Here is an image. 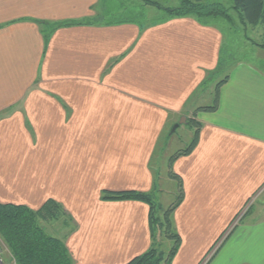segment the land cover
<instances>
[{
  "label": "crops",
  "instance_id": "crops-1",
  "mask_svg": "<svg viewBox=\"0 0 264 264\" xmlns=\"http://www.w3.org/2000/svg\"><path fill=\"white\" fill-rule=\"evenodd\" d=\"M105 9L101 0H0V203L37 210L53 200L75 225L57 223L53 235L73 264H125L150 248L148 206L100 194L149 192L163 128L184 117L198 137L190 154L168 159L182 191L171 264H264V208L245 210L264 195V71L240 61L211 89L217 24L102 22ZM36 21L75 25L50 34Z\"/></svg>",
  "mask_w": 264,
  "mask_h": 264
},
{
  "label": "trees",
  "instance_id": "trees-1",
  "mask_svg": "<svg viewBox=\"0 0 264 264\" xmlns=\"http://www.w3.org/2000/svg\"><path fill=\"white\" fill-rule=\"evenodd\" d=\"M143 1L146 5H153L162 10L165 14V20L193 17L201 25L216 24L221 20L230 24L229 11H233L240 26L252 28L259 26L261 28L260 41L255 42L254 45L264 51V0H232L230 8H225L219 3H210L209 0H180L179 4L173 8L161 7L156 1ZM36 22L40 26H50V34L57 28L75 25L73 22L55 25H49L42 21ZM48 37V34H45V42H47ZM221 51L222 48L220 49V55ZM221 59L220 57L218 66L211 73V77L222 71L224 62ZM225 79L226 77L219 81L216 86L223 83ZM188 123L194 125V127L198 126L192 120L186 119L185 124ZM197 137V130H195L189 146L172 156L169 164L178 156L190 154ZM170 176L175 180L178 178L173 174ZM155 187L154 179L152 189L149 192L136 190L112 192L104 190L100 194V200L102 201H136L148 206L150 248L125 264H171L180 245V237L174 231L172 216L174 209L182 199L180 181L177 180V200L166 210L154 200ZM50 222H60L62 227L67 228L68 226L70 231L75 228L72 218L63 211L60 204L53 200H47L37 210H32L24 205L0 203V240L9 253V261L13 262L11 264H73L63 238L55 237L46 232L44 224L48 225ZM162 236L173 242L172 248L166 255L157 248L158 239Z\"/></svg>",
  "mask_w": 264,
  "mask_h": 264
},
{
  "label": "rangeland",
  "instance_id": "rangeland-1",
  "mask_svg": "<svg viewBox=\"0 0 264 264\" xmlns=\"http://www.w3.org/2000/svg\"><path fill=\"white\" fill-rule=\"evenodd\" d=\"M101 1L102 6L106 8L104 10L103 17H101L100 19V21L102 22H116L129 20L134 21L136 23L145 24L148 22H156L161 19L162 16L165 15L162 10L154 7L153 5H146L143 0ZM149 1H156L159 6L164 8H173L179 4L180 0ZM208 2L219 3L225 8H230L232 6V0H209ZM229 14L231 17L230 24L222 20L216 22L223 35L221 44L222 51L220 57L222 58V62H224V67L219 74L216 73L215 75H213L212 80L210 81L211 83L209 82V85H211V89L218 81L224 78V76L230 71V68L233 64H237L240 61L256 66L264 71V51L254 45L255 42L257 43L260 41L261 28L259 26L254 28L242 27L238 23L236 14L233 11H229ZM208 90L210 92V88ZM208 94L209 93H207V95ZM209 103L210 102L202 103V105ZM176 123L166 124L164 126L160 139L157 143L154 158L151 163L156 186L154 192V200L155 202L159 203L164 210L169 208L170 205H172L177 200L176 197L178 195L177 182L175 181V179H170L171 173H169L168 171V159L173 154L175 155L178 151H181L189 146L195 131L194 125L190 123H184L180 125L177 129H175L174 132H172V128ZM260 207L264 208V195L262 197L259 196L256 198H252L251 202L249 203V205L246 206L245 210L247 211L248 209H251L252 211L253 209H257L258 211ZM246 211L244 213H246ZM248 213L249 211L247 212V214ZM245 217L247 216H242L241 218L233 221L231 227L235 228V225L237 223L240 224L242 221L248 222ZM50 223L48 225H44V227H46L48 234L54 235V229L58 228L57 223H59L60 227H62V225L60 222ZM233 228L226 231V233L222 235L223 237H219L218 259L221 261H225V258L222 256L227 253L228 242H230L233 236L236 235V232H233ZM174 231L176 232L175 228ZM247 239L248 237L246 238V240ZM158 240V250L165 255L168 254V252L173 246L172 240L163 236L160 237ZM1 243L2 242L0 240V247H3L4 245H1ZM239 249H241V245L239 246Z\"/></svg>",
  "mask_w": 264,
  "mask_h": 264
},
{
  "label": "water",
  "instance_id": "water-1",
  "mask_svg": "<svg viewBox=\"0 0 264 264\" xmlns=\"http://www.w3.org/2000/svg\"><path fill=\"white\" fill-rule=\"evenodd\" d=\"M186 122V118L182 117L180 118V120L178 121V123H176L173 128H172V132L175 131V129H177L180 125L184 124Z\"/></svg>",
  "mask_w": 264,
  "mask_h": 264
},
{
  "label": "built area",
  "instance_id": "built-area-1",
  "mask_svg": "<svg viewBox=\"0 0 264 264\" xmlns=\"http://www.w3.org/2000/svg\"><path fill=\"white\" fill-rule=\"evenodd\" d=\"M0 264H6L5 261H4L3 251H2L1 248H0Z\"/></svg>",
  "mask_w": 264,
  "mask_h": 264
}]
</instances>
